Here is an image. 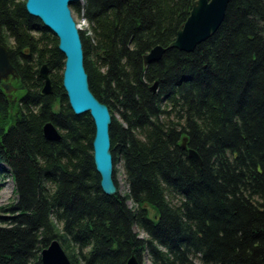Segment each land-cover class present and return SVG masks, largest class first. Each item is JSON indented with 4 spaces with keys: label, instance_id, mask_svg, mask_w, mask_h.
<instances>
[{
    "label": "trees",
    "instance_id": "1",
    "mask_svg": "<svg viewBox=\"0 0 264 264\" xmlns=\"http://www.w3.org/2000/svg\"><path fill=\"white\" fill-rule=\"evenodd\" d=\"M84 1L73 7L91 24V36L81 31L89 87L109 108L128 192L116 169L118 192L102 188L95 124L69 105L58 39L26 0H0V44L17 75L15 105L0 78V177L17 195L0 209V264H42L55 239L72 264H264V0H229L211 38L148 66L193 0ZM43 64L52 95L42 94ZM48 122L60 141L44 137Z\"/></svg>",
    "mask_w": 264,
    "mask_h": 264
},
{
    "label": "water",
    "instance_id": "2",
    "mask_svg": "<svg viewBox=\"0 0 264 264\" xmlns=\"http://www.w3.org/2000/svg\"><path fill=\"white\" fill-rule=\"evenodd\" d=\"M81 0H26L28 13L41 20L58 39V48L66 58L63 73V87L69 105L76 115L90 114L95 124V137L93 141L94 162L101 176V185L105 193L118 192L113 173V158L111 155L110 125L111 114L109 108L101 103L91 92L88 75L84 66L83 46L78 25L72 15L70 6ZM82 4V3H81ZM229 0H193L192 11L188 21L181 27L175 42L168 48L157 46L144 56V64L161 60L168 49H178L183 52H193L197 46L211 38L224 21ZM84 5V4H83ZM13 70L7 49L0 44V74L1 77ZM40 76L44 80L43 95L53 94V85L47 64L40 69ZM2 89L13 98L16 89L10 84H2ZM156 82L151 91L156 92ZM23 89V88H21ZM17 98L13 99L15 105ZM44 137L48 141L57 142L62 139L58 128L48 122L43 127ZM183 149H187V139L184 138ZM189 157L199 165L202 161L196 151L189 149ZM42 264H72L68 254L58 240H54L42 251ZM127 264H140L132 256Z\"/></svg>",
    "mask_w": 264,
    "mask_h": 264
},
{
    "label": "rangeland",
    "instance_id": "3",
    "mask_svg": "<svg viewBox=\"0 0 264 264\" xmlns=\"http://www.w3.org/2000/svg\"><path fill=\"white\" fill-rule=\"evenodd\" d=\"M85 4V1H84ZM83 5V4H82ZM72 15L77 23V25H82L81 29L85 30L87 28V26H84L85 21L79 17V15L77 14V12L75 11L73 5L70 6ZM17 78L14 75V71H10L8 72V74L6 76L3 77V81L4 82H10L13 85H16V81ZM14 95V93H13ZM16 98L13 96L12 100ZM17 102V101H16ZM118 168V174H117V182L119 184V192L124 195L125 193L128 192V187H127V182L125 180V176L123 174V166H121V164L117 165ZM0 185L2 186L0 189V209L1 208H5L7 206H9L11 203H13L16 199L15 193H14V183L12 181L11 178H7V177H0ZM130 206H132V204L130 203ZM4 213H2L0 211V216H3ZM143 264H151L148 256H146L144 258Z\"/></svg>",
    "mask_w": 264,
    "mask_h": 264
},
{
    "label": "bare ground",
    "instance_id": "4",
    "mask_svg": "<svg viewBox=\"0 0 264 264\" xmlns=\"http://www.w3.org/2000/svg\"><path fill=\"white\" fill-rule=\"evenodd\" d=\"M80 3V2H79ZM81 3L82 4H84V0H81ZM80 3V4H81ZM81 4V5H82ZM73 5V4H72ZM27 10V9H26ZM191 11H192V9H191ZM191 11H190V14H189V17H190V15H191ZM28 12V11H27ZM29 14V13H28ZM30 15V14H29ZM31 16V15H30ZM189 17L187 18V20L182 24V26L188 21V19H189ZM36 18V17H35ZM81 18L85 21V24H84V26H87V28L85 29V30H83V29H81V26L82 25H78L77 27H78V29H79V34H80V38H81V31H86L87 32V35H92V32H91V24L88 22V20L84 17V13H82V16H81ZM38 19V18H37ZM41 21V20H40ZM43 24V23H42ZM44 25V24H43ZM181 26V27H182ZM46 27V26H45ZM181 27L179 28V30L181 29ZM47 28V27H46ZM48 29V28H47ZM179 30H178V32H179ZM178 32H177V35H178ZM54 35V34H53ZM57 38V37H56ZM176 38H177V36H176ZM176 40V39H175ZM175 40H174V42H175ZM81 42H82V38H81ZM173 43V42H172ZM171 43V44H172ZM58 45H59V41H58ZM3 46V45H2ZM82 46H83V44H82ZM157 47V46H156ZM198 47V46H197ZM155 48V47H154ZM153 48V49H154ZM152 49V50H153ZM195 51V50H194ZM61 52V51H60ZM151 52V51H150ZM149 52V53H150ZM62 53V52H61ZM83 53H84V50H83ZM187 53V52H186ZM191 53V52H190ZM63 55V54H62ZM147 55V54H146ZM64 56V55H63ZM65 62H66V58H65V56H64V66H63V70H62V76H63V73H64V70H65ZM44 65V64H43ZM42 65V66H43ZM48 65V64H47ZM145 65V64H144ZM41 66V67H42ZM84 66H85V64H84ZM13 67V66H12ZM49 67V66H48ZM41 69V68H40ZM85 70H86V68H85ZM11 71H14V70H11ZM50 71V70H49ZM10 72V71H9ZM87 73V72H86ZM8 74V73H7ZM14 75L16 76V78H17V75H16V73L14 72ZM39 75H40V70H39ZM88 75V74H87ZM41 77V76H40ZM0 78H1V81H2V83H1V86H2V84H10V85H12L13 87H14V85L12 84V83H10V82H4L3 81V77H1V74H0ZM50 78H51V75H50ZM43 80V79H42ZM44 81V80H43ZM52 85H53V83H52ZM44 86V85H43ZM15 88V87H14ZM16 89V91H17V88H15ZM43 89V88H42ZM157 89H158V87H157ZM156 92H157V90H156ZM155 92V93H156ZM69 102V101H68ZM47 124V123H46ZM45 126V125H44ZM184 138H186V137H184ZM184 138H183V140H184ZM187 139V138H186ZM182 144H183V141H182ZM183 148V147H182ZM190 148H188V146H187V151L189 150ZM193 150V149H192ZM195 151V150H194ZM111 152V151H110ZM197 153V152H196ZM198 154V153H197ZM111 155H112V153H111ZM188 155H189V153H188ZM200 157V156H199ZM112 158H113V156H112ZM201 159V158H200ZM93 160H94V153H93ZM194 160V159H193ZM119 162H118V165L119 164H121V166H123V160H122V158H119V160H118ZM202 161V160H201ZM113 164H114V160H113ZM199 166H202V164L201 165H199ZM115 169L117 170V174H118V168L116 167L115 168V166H113V173L115 172ZM122 170H123V173H124V169L122 168ZM96 172H98L97 171V169H96ZM99 174V173H98ZM100 175V174H99ZM101 177V176H100ZM13 181V180H12ZM13 183H14V186H15V182L13 181ZM14 193H15V196H16V198H17V195H16V191H15V188H14ZM16 200V199H15ZM15 202V201H14ZM12 204V203H11ZM129 205H130V202H129ZM131 207H133V205L131 206ZM135 232H139V230L137 229V228H135ZM55 240H57V239H55ZM54 241V240H53ZM59 241V240H58ZM60 242V241H59ZM47 248V247H46ZM136 257V256H135ZM137 258V257H136ZM139 261V260H138ZM144 261V260H143ZM72 263V262H71ZM141 264V263H140Z\"/></svg>",
    "mask_w": 264,
    "mask_h": 264
}]
</instances>
